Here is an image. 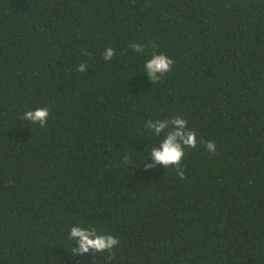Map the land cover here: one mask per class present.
Listing matches in <instances>:
<instances>
[{
	"label": "trees",
	"instance_id": "16d2710c",
	"mask_svg": "<svg viewBox=\"0 0 264 264\" xmlns=\"http://www.w3.org/2000/svg\"><path fill=\"white\" fill-rule=\"evenodd\" d=\"M175 116L184 179L143 167ZM0 264H264V0H0Z\"/></svg>",
	"mask_w": 264,
	"mask_h": 264
},
{
	"label": "clouds",
	"instance_id": "9594fccd",
	"mask_svg": "<svg viewBox=\"0 0 264 264\" xmlns=\"http://www.w3.org/2000/svg\"><path fill=\"white\" fill-rule=\"evenodd\" d=\"M132 48L136 52L144 51L145 46L141 44H133ZM114 49L108 47L104 52L103 59L105 61L113 57ZM174 61L163 53L153 54L150 59L146 60L144 64V71L147 72L148 77L154 81H160L161 78L171 71ZM85 63H81L77 68L80 73L85 72ZM159 74V75H157ZM49 117V109L46 107L36 108L27 111L23 119L38 124L44 127ZM174 125V129L166 134V138L158 148L151 149L152 164H144V170L148 171L155 167V165H162L164 168H169L171 165H176V174L180 179L185 178V172L181 167V161L184 157L185 148H195L197 146L196 133L188 127L185 119L175 116L170 121ZM169 120H157L153 123L148 121L147 127L154 129L158 135L162 130L168 126ZM206 150L215 154L216 145L212 141H205ZM70 237L76 239L78 248L72 249L78 255H85L90 251L95 253H109L110 258H115L113 252L114 247L119 243V239L111 234H97L96 230L88 231L83 227H71Z\"/></svg>",
	"mask_w": 264,
	"mask_h": 264
}]
</instances>
